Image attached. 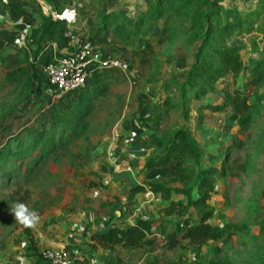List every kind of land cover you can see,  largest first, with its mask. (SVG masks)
Here are the masks:
<instances>
[{"label": "rangeland", "instance_id": "rangeland-1", "mask_svg": "<svg viewBox=\"0 0 264 264\" xmlns=\"http://www.w3.org/2000/svg\"><path fill=\"white\" fill-rule=\"evenodd\" d=\"M35 2L32 5L36 23H32L30 31L20 39L27 49L19 47L17 51L19 43L10 41L11 36L17 34L18 23L0 26V75L15 65L27 66L21 59L22 51L29 53L33 46L40 29L39 16L50 15L49 9L42 10L40 0ZM113 3L114 0L62 2L64 7L76 11V20L67 25L73 31L76 44L84 46L96 41L110 51L99 53L101 56L118 55L129 63V70H106L111 75L108 89L95 102L92 114L71 142L30 175L11 179L0 188V200L5 202L0 206V264H44L43 250L61 247L59 243L66 241L74 246L79 264H187L194 260V251L185 241H169L163 235H158L151 245L141 243L131 248L104 249L88 241V234L99 228L100 221L111 213L128 222L163 217L160 210L168 201L156 194L131 193L128 186L112 179L113 163L121 162L124 153H121L120 140L124 132L130 133L128 126L135 124L136 129H146L147 136L143 140L151 151L149 139L162 136L169 127L182 122L178 108L165 110L159 120L154 117L155 110L167 106V96L172 104L176 102L177 84L185 78L197 45V42L188 45L184 29L165 36L158 22L148 37L140 38L138 50L120 46L111 33L94 40L90 29L95 27L98 9L110 8ZM126 9V5L121 8ZM189 25L186 23L184 27L188 29ZM254 27L264 28V13ZM244 35L247 44L241 56L247 62L254 56L249 55L250 51H259L264 46V35L257 31ZM40 67L41 73L35 75L34 84L45 79ZM248 81L247 73L230 76L226 83L212 88L207 95V100L221 102L224 96L239 88L249 96V101L255 95L260 103L252 111L253 120L246 130H241L236 122H226L222 113H208L205 117L206 127L213 131L204 140L209 149L229 153L227 174L216 180L215 191L210 195L214 209L211 222L221 225L229 221L244 226L230 240L208 241L200 247V259L221 264H264V82L253 85ZM47 87H42L38 94H35L36 88L27 92L21 83L0 88V134L12 136L23 131L33 125L37 113L40 115L35 122L47 126L45 121L48 122L46 116L50 109H61L64 99ZM231 137L240 143L232 147ZM125 142L134 143L136 139L131 137ZM228 148L231 149L228 151ZM164 182L180 184L174 176L166 177ZM173 197L179 198L178 195ZM17 203L25 204L39 215V222L28 227L35 250L24 232V225L16 221L10 211Z\"/></svg>", "mask_w": 264, "mask_h": 264}, {"label": "trees", "instance_id": "trees-1", "mask_svg": "<svg viewBox=\"0 0 264 264\" xmlns=\"http://www.w3.org/2000/svg\"><path fill=\"white\" fill-rule=\"evenodd\" d=\"M46 1L55 13L64 8L63 0ZM30 2L32 0H7L10 15L22 16L23 3ZM126 4L127 9L122 11ZM263 13L264 0H114L112 7L98 12L93 37L111 33L122 47L138 50L140 38L148 37L159 21L160 31L165 36L184 29L188 45L195 42L197 45L185 78L177 84L176 102L172 104L167 96V106L155 110L154 117L159 120L165 110L178 108L182 122L169 127L162 136L149 139L152 150L144 157L141 168L145 179L142 183H133L129 189L131 193L150 192L167 200L168 204L160 210L163 217L128 222L111 213L99 220L100 228L89 234L88 239L93 244L104 249L131 248L141 243L151 245L158 235H163L169 241H185L192 248L194 260L187 264H221L200 259V247L208 241L230 240L244 226L229 221L221 225L211 222L214 209L210 205V195L215 191L216 180L227 174L229 153H215L204 141L213 131L204 127L206 114L203 111L225 114L226 122H236L241 130L250 126L252 111L260 104L255 95L249 101V96L239 88L224 96L221 102H211L207 95L212 88L226 83L230 76L240 73H247L248 82L253 85L264 82V46L259 51H250L249 55L254 56L247 62L241 56L247 44L244 34L257 31L264 35V28L254 27ZM186 23L190 24L188 29L184 27ZM54 42L68 46L67 24L50 15L44 16L34 46L29 53L22 51L21 59L27 66L7 68L0 75V88L21 83L27 92L36 88L35 94L46 85L53 90L54 86L46 79L33 82L35 75L41 73L39 67L51 61L50 44ZM41 75L44 76L43 72ZM110 81V73L104 70L78 90L61 95L63 106L50 109L45 127L35 122L40 115L37 113L33 125L23 131L12 136L1 132L0 188L11 179L30 175L53 153L65 148L84 127L95 102L105 94ZM230 139L232 147L240 143ZM168 176L177 177L180 184L168 185L164 182ZM176 195L178 199H174ZM3 203L0 200V206ZM24 232L35 250L30 229L24 226ZM73 247L65 244L67 250L76 252Z\"/></svg>", "mask_w": 264, "mask_h": 264}, {"label": "crops", "instance_id": "crops-1", "mask_svg": "<svg viewBox=\"0 0 264 264\" xmlns=\"http://www.w3.org/2000/svg\"><path fill=\"white\" fill-rule=\"evenodd\" d=\"M35 3H36L35 0H32V2H30V3H23V5H22L23 11H24L23 15L19 16V17H14V16H11L9 13V6L7 3V0H0V26L2 27L5 24L6 25H12V24L14 25L16 23L19 24L17 34L11 36L12 38H10V41L12 40V41L19 43L17 51L21 47H23L24 49H27L25 47V45H23L24 44L23 40H20V39L25 37L26 33L28 31H30L29 26L32 23L33 24L36 23L37 15L33 11V5H35ZM40 4H41V8L44 12L45 11L47 12V9H49L50 12L52 11L51 7L49 6V4L47 3L46 0L45 1L40 0ZM124 6H122V7H124ZM126 6H128V5L126 4ZM100 11H104V9L103 10L98 9L96 16H97L98 12H100ZM44 16H49V15L43 14V16L42 15L39 16L41 18L40 20H38V23L40 26L42 24ZM158 24L160 25V21L158 22ZM94 25H96V20L94 22ZM94 28L90 29V33L92 34V37L94 35ZM67 34L69 35V42H68L67 47H62L57 42L50 44V53H51L52 58H54L58 55H62V54H75V52L79 48H82V47H87V48L92 49L93 51L97 52L98 54L100 53L102 55H103V53H102L103 51L108 50V49H103L102 47H100L99 44H96V41L91 42V43L87 42V45H84V46L77 45L76 40H75L74 35H73V31H71L67 28ZM96 38L97 37H94L93 39L96 40ZM34 43H35V40L33 42V46H34ZM33 46H31V48ZM31 48H30V50H31ZM94 77H95V75L92 76V78H94ZM203 112H204V114H206V116L208 113H211V112L206 111V110H204ZM214 114H216V113H214ZM205 124H206V122L204 123V127H206V125H207V124L206 125ZM128 127L131 129L130 133L124 132L123 136L120 140L121 143L123 144V146L121 148L122 149L121 153H124L121 157V162H120V163H122V165L120 163H115V164L113 163V165L115 166V169H114V172L112 173V179L116 180V181H120L122 184H124L125 186H128L130 189V187L133 183H142L145 179L143 173L141 172V168H142L143 163H144V157L150 153V148H148V144L146 142H144V140H143L147 136V133L145 132L146 129H143V128L136 129L135 124L130 125ZM206 128L212 129L211 127H206ZM131 137L136 139V142H134V143L125 142V141H128L129 138H131ZM139 138H142L141 142L140 141L137 142V140ZM123 142H125V143H123ZM117 152L120 156L121 155L120 151H117ZM134 194H136V195H139V194L154 195L150 192L134 193ZM89 242L93 244L92 241H89ZM67 243L68 242L66 241L65 243H59V244H61L60 246H63ZM97 246H99V245H97Z\"/></svg>", "mask_w": 264, "mask_h": 264}, {"label": "built area", "instance_id": "built-area-1", "mask_svg": "<svg viewBox=\"0 0 264 264\" xmlns=\"http://www.w3.org/2000/svg\"><path fill=\"white\" fill-rule=\"evenodd\" d=\"M50 16L69 25L76 20V11L72 7H64L59 13L51 11ZM41 70L44 78L54 86L51 90L61 96L78 90L103 70L126 72L129 63L118 55L101 56L92 49L82 47L75 54L52 58ZM76 256L65 246L44 249L42 252L44 264H79Z\"/></svg>", "mask_w": 264, "mask_h": 264}, {"label": "clouds", "instance_id": "clouds-1", "mask_svg": "<svg viewBox=\"0 0 264 264\" xmlns=\"http://www.w3.org/2000/svg\"><path fill=\"white\" fill-rule=\"evenodd\" d=\"M10 211L15 220L25 227H34L39 222V215L23 203H17L13 208H10Z\"/></svg>", "mask_w": 264, "mask_h": 264}]
</instances>
